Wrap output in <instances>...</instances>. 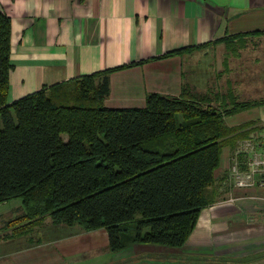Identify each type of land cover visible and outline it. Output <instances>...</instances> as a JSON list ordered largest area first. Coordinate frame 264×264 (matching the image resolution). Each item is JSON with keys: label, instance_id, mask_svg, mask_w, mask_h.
<instances>
[{"label": "crops", "instance_id": "crops-1", "mask_svg": "<svg viewBox=\"0 0 264 264\" xmlns=\"http://www.w3.org/2000/svg\"><path fill=\"white\" fill-rule=\"evenodd\" d=\"M0 6L12 19L8 102L71 78L131 65L111 73L106 106L143 107L149 93L179 96L184 87L233 89L240 100L261 103L227 116V124L249 123L244 139L264 141V97H257L264 87L255 92L245 63L253 41L264 39V0H0ZM224 37L234 48L213 44ZM258 77V86L264 84V72ZM238 141H228L216 170L225 196L202 211L179 248L211 250L194 254H215L220 261L264 264V187L227 190ZM22 213L18 199L0 205V264H145L177 248L134 244L114 254L106 229L86 231L49 217L16 236L13 226H3Z\"/></svg>", "mask_w": 264, "mask_h": 264}, {"label": "trees", "instance_id": "trees-1", "mask_svg": "<svg viewBox=\"0 0 264 264\" xmlns=\"http://www.w3.org/2000/svg\"><path fill=\"white\" fill-rule=\"evenodd\" d=\"M11 38L12 19L0 6V205L21 199L24 207L7 222L13 235L49 217L86 231L106 229L114 253L134 244L183 247L202 211L223 194L216 177L223 148L249 132V123L232 127L226 117L261 102L242 101L233 89L184 87L179 96L149 93L143 107L106 106L111 73L131 65L8 102ZM218 42L235 46L230 37ZM193 260L247 264L214 255Z\"/></svg>", "mask_w": 264, "mask_h": 264}, {"label": "built area", "instance_id": "built-area-1", "mask_svg": "<svg viewBox=\"0 0 264 264\" xmlns=\"http://www.w3.org/2000/svg\"><path fill=\"white\" fill-rule=\"evenodd\" d=\"M229 177L235 189L264 187V141L260 136H250L240 143L229 167Z\"/></svg>", "mask_w": 264, "mask_h": 264}, {"label": "rangeland", "instance_id": "rangeland-1", "mask_svg": "<svg viewBox=\"0 0 264 264\" xmlns=\"http://www.w3.org/2000/svg\"><path fill=\"white\" fill-rule=\"evenodd\" d=\"M215 42H216V40H215ZM255 42L256 41H253L252 47L251 48L249 47L250 50L246 52L247 58L245 60V63L248 64L250 67V70L248 71V73H249V77L251 79V84H252L253 88L255 89V92L258 93V92H261L260 89L262 90L264 87V84H261L258 86V84L261 83V81H258V78H259L258 75H262V73L264 72V39H262L260 41V43H258V44ZM213 44L216 45V43H213ZM257 97L262 98V97H264V95L262 96V93H258ZM262 100H264V99L262 98ZM243 140L244 139L239 140L237 142V145L239 146ZM233 189L234 188H233L232 184H231V186L227 187V190L229 192H231ZM236 189H239V188H236ZM239 190H241V189H239ZM225 192L226 191H224V193ZM18 200L21 201V199H18ZM0 224H1V221H0ZM3 227H8V225H4ZM3 227H1V228H3ZM13 230H14V228H13ZM13 233H14V231H13ZM166 251H168V250H166ZM193 251H195V252H193ZM199 251L200 252L201 251H207L208 253H210L211 250H205V249H201V248L189 249V248H185V247L183 249L182 248H176V249L173 248L171 250V252L169 251L167 253H164V255H166V257L146 259L145 264H205L203 262H197L196 260H193V256H195V255L197 256V254H194V253H200ZM208 253H203V254H207V255H203V256H207V257L212 256V255H209ZM211 253H213V251H211ZM164 255H157V256L155 255V256L156 257H163ZM189 255H191V257H188ZM213 255L216 258V255L215 254H213ZM174 256L176 257V259ZM172 257H173V259H172ZM100 260L104 263V262H106V260H108V257L103 254L100 257ZM164 260L168 261V263H165ZM110 261H113V258H111ZM119 263L120 262H114L113 264H119ZM209 264H216V263L214 261H212Z\"/></svg>", "mask_w": 264, "mask_h": 264}]
</instances>
